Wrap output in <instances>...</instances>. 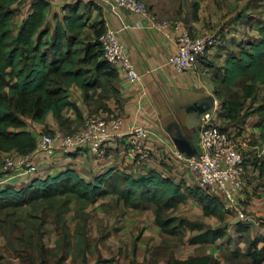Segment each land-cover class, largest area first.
Returning a JSON list of instances; mask_svg holds the SVG:
<instances>
[{
	"label": "trees",
	"instance_id": "1",
	"mask_svg": "<svg viewBox=\"0 0 264 264\" xmlns=\"http://www.w3.org/2000/svg\"><path fill=\"white\" fill-rule=\"evenodd\" d=\"M24 3L25 0H0V159L6 153L26 155L33 152L38 135L53 132L47 125L50 114L67 131L65 133L78 130L84 114L72 99L73 87L82 91L86 105L93 96L107 99L119 95L117 85L122 73L103 57L100 37L106 29L105 21L91 23L92 14L97 9L92 8L94 3L80 0L66 4L63 6L66 14L60 17L57 13L52 14L49 0H34L28 14L17 23L16 17L24 12ZM88 27L92 28L89 32ZM257 31L259 37L240 44L238 50L227 58L223 76L215 80L214 95L222 106L217 116L219 121H239V112L245 101L255 97L259 85L264 86V23ZM241 81L244 82L242 95L234 93L235 99L223 96L225 89L237 86ZM96 106L97 109L103 108L101 104ZM65 111L73 112L76 119L73 121ZM256 112L261 115L258 128L264 140V101ZM77 120L81 124L72 131L71 126ZM34 124L42 125L43 131L36 132L32 127ZM223 130L234 134L228 128L223 127ZM255 165L264 175V164L256 162ZM70 196L89 204L113 196L129 210L153 209L155 224L162 234L183 239L185 235L188 237L187 231L195 233L188 237L190 245H216L228 237L227 228H210L204 223L166 215L190 198L201 204L205 217L223 221L227 213L221 197H212L197 185L192 189L176 183L154 170L148 175L136 176L109 169L87 181L76 169L68 167L56 176L33 177L19 188L0 185V212ZM250 227L239 222L238 232L244 235ZM249 245L245 253L235 256L247 258L249 264H264V234ZM155 253L151 255L155 256ZM235 260L239 262V259ZM84 263L87 264L85 259ZM40 264H46L45 260ZM161 264L222 262L214 254H206L187 259H166Z\"/></svg>",
	"mask_w": 264,
	"mask_h": 264
},
{
	"label": "crops",
	"instance_id": "2",
	"mask_svg": "<svg viewBox=\"0 0 264 264\" xmlns=\"http://www.w3.org/2000/svg\"><path fill=\"white\" fill-rule=\"evenodd\" d=\"M32 1L34 0H25L22 6L24 12L16 17L17 23H21L28 14ZM49 1L52 3V14L57 13L62 17L66 14L63 9L64 5L80 0ZM81 1L83 3L92 2L95 4L92 8H97L92 14L91 23L104 20L105 28L109 27L117 32L120 42L130 54L142 79L138 83L131 84L123 74H119L118 98L110 96L106 99L93 96L88 99V105H86L82 91L73 87L71 90L72 99L82 109L84 120L88 115L106 116L116 113L123 118V130L130 125L148 128L151 131L148 145L156 150L157 156L153 161L143 166H135L126 156L125 142L123 141L110 142L104 149L106 152L104 158L86 150L71 155L57 152L52 156H37L35 163L38 166V172H40L31 173L23 179L10 180L8 185H15L19 188L23 183L27 184L33 177L56 176L71 167L76 169L79 175L87 181H92L96 175L109 169H117L136 176L148 175L150 171L154 170L176 183L193 187L192 185L196 183L195 175L185 161L175 156V152L178 150L173 143L171 132L184 130L182 126L178 127V125L188 123L194 117L189 107L214 94L216 78L223 76L227 58L238 50L239 45L259 37L258 26L264 23V0H142L148 6L152 17L159 22L165 20L180 22V31L186 29L195 36L221 34V43L210 50L195 69L185 73H176L168 64L169 57L177 53L178 50L176 43L178 31L172 28L159 29L150 19L125 10H112L109 0ZM195 4H197L196 9L194 8ZM194 15H197L196 19H194ZM87 30L89 32L92 28L88 27ZM147 70L151 72L145 74ZM209 80L213 83L212 87H209L207 83ZM230 88L239 95L243 93V88L235 89V86ZM259 89L263 90L262 96L255 95L256 97L253 99L249 98L245 101L244 108L239 112V121L233 123L220 121V123L223 127L242 137L241 148L247 163L245 165L244 188L241 191L239 202L243 200L244 204L250 203L247 211H253L257 217L262 218L260 224L253 225L261 226V229L264 230V175L260 173V167L255 165L256 162L264 164V140L261 139V131L258 128L261 115L256 112L257 107L264 101V86L259 85ZM215 100L221 104L218 97L215 96ZM96 104H101L103 108L97 109ZM248 104H253L254 107L245 112ZM105 108L108 111H105ZM65 114L73 121L76 119L73 112L65 111ZM80 124L78 120L75 121L71 126L72 131L77 129ZM47 125L53 131L52 133L67 132L59 126L53 114L48 115ZM32 127L36 132H42L44 129L42 125L38 124H34ZM187 134L185 132V135ZM12 154L19 155L16 152H12ZM190 175L192 180L189 178ZM119 203L124 206L123 202ZM124 208L126 207L124 206ZM146 213L148 214V211L138 214L139 218H135V224L140 219L138 226L145 227L144 233L141 231L140 235L136 229L137 226L133 228V223L131 226L127 225V220L133 218L131 213L128 214L130 216L121 214L117 220L116 217H113L108 222L114 224L122 220L120 225L109 230L110 249L113 251L134 250V254L137 255L133 260L135 263L144 262V257L151 259L153 249L158 247L161 240L159 236L161 231L155 224L154 214L150 213L149 218H142ZM227 217L228 215L225 216V218ZM220 222L222 221L220 220ZM134 239H138L136 248L131 242ZM137 249L140 251L137 252ZM81 256V260H77L78 264H85L84 259L87 264H97L96 259L92 262L88 259L87 252L85 255L82 253ZM69 258L70 256L64 263H71L72 259ZM120 261L119 264L126 260L123 258ZM0 264H5V262L0 261Z\"/></svg>",
	"mask_w": 264,
	"mask_h": 264
},
{
	"label": "built area",
	"instance_id": "3",
	"mask_svg": "<svg viewBox=\"0 0 264 264\" xmlns=\"http://www.w3.org/2000/svg\"><path fill=\"white\" fill-rule=\"evenodd\" d=\"M109 3L112 10H125L150 19L159 29L172 28L178 31L177 53L168 59L169 66L176 73L195 69L200 59L221 43L222 37L219 33L195 36L188 30L180 31V22L157 21L142 0H109ZM100 42L104 59L117 67L129 83L141 81L142 75L114 29L107 27L100 37ZM150 72L147 70L145 74ZM220 111L221 104L215 100L213 110L201 115L197 141L200 156L188 158L179 151L175 152V156L186 162L194 173L199 188L212 197H221L227 215H234L239 222L249 225L260 224L262 220L241 209L239 199L244 188L246 165V157L241 148L242 137L238 133L229 134L223 130L217 119ZM123 127V118L116 113H110L106 116L88 115L82 126L73 133L63 131L42 133L38 135L37 146L33 152L19 156L11 153L3 155L2 168L9 176L0 180V185L37 172L38 166L35 163L37 156H52L57 152L71 155L86 150L104 158L105 147L115 141L125 142L126 156L135 166H143L153 161L157 154L156 150L148 145L151 131L143 126L130 125L125 130Z\"/></svg>",
	"mask_w": 264,
	"mask_h": 264
},
{
	"label": "rangeland",
	"instance_id": "4",
	"mask_svg": "<svg viewBox=\"0 0 264 264\" xmlns=\"http://www.w3.org/2000/svg\"><path fill=\"white\" fill-rule=\"evenodd\" d=\"M207 83L209 87L213 86L211 80ZM243 84L244 82L241 81L239 85L235 86V89H241ZM234 91V89L228 88L222 93L228 99H235ZM262 93L263 90L258 89L256 95L262 96ZM253 107V104H248L245 112ZM8 176L9 174L3 171L0 160V180L7 179ZM189 178L192 180L191 175ZM192 186L190 188H196V183ZM116 200L115 197L109 196L100 199L97 204H89L70 196L39 202L19 209L1 211L0 259L2 260L0 261H4L5 264H40L42 260H45L46 264H67L63 261L70 256L69 259H72V262L69 264H78L77 260H81L82 253L85 255L87 252L88 259L91 262L96 259L97 264H119L118 262H121L120 260L123 258L126 261L121 264H161L166 259H187L191 256L205 254H215V257L220 259L222 264H249L247 258H239L235 254L245 253L250 246L249 244L264 233L261 226L243 223L251 227L242 235L238 232L239 221L234 215H228L226 220L222 222L215 217H205L201 204L196 199L190 198L187 203L182 204L175 211L166 213V215L204 223L210 228H227L228 237L224 241H218L217 245L193 246L189 244L188 239L194 235L191 232L187 231L188 237L185 235V239L159 233L161 240L158 247L154 248L156 255L152 254L151 259L144 257V262L135 263L133 260L137 255L134 254V250L113 251L110 249L111 245L108 243L109 230L120 225L122 220L114 224L108 222L113 217H116L117 220L121 214L124 216L131 215L133 218L127 220V225L130 224L131 226L133 223V228L137 226L136 229L140 235L141 231L144 233L145 227L138 226L140 219L135 224V218H139L138 214L146 211L148 214H144L142 218H149L150 213L154 214V210L135 212L124 208ZM248 205L250 203L244 204L243 200H240L241 209L256 216L253 211H247ZM129 213L131 214L128 215ZM257 218L262 220L260 217ZM99 228L102 229L99 230ZM131 242L136 248L138 239L131 240ZM139 251L137 249V252ZM235 259H239V262Z\"/></svg>",
	"mask_w": 264,
	"mask_h": 264
},
{
	"label": "water",
	"instance_id": "5",
	"mask_svg": "<svg viewBox=\"0 0 264 264\" xmlns=\"http://www.w3.org/2000/svg\"><path fill=\"white\" fill-rule=\"evenodd\" d=\"M215 104V95H211L205 99L195 102L192 106L189 107L190 112L193 114V120L188 123H182L180 126L190 132L193 130V133L190 135H185L184 130L174 131L172 134V140L175 144L177 150L188 158L195 157L198 158L200 156V150L197 146L198 141V126L200 125L201 115L204 112L212 111Z\"/></svg>",
	"mask_w": 264,
	"mask_h": 264
},
{
	"label": "flooded vegetation",
	"instance_id": "6",
	"mask_svg": "<svg viewBox=\"0 0 264 264\" xmlns=\"http://www.w3.org/2000/svg\"><path fill=\"white\" fill-rule=\"evenodd\" d=\"M192 120H193V119H192ZM192 120H191V121H192ZM199 128H200V125L198 126L197 135H198V133H199ZM184 131H185L186 133H188L187 135H190L191 133H193V130H191L190 132H187L186 130H184ZM187 135H186V136H187Z\"/></svg>",
	"mask_w": 264,
	"mask_h": 264
}]
</instances>
